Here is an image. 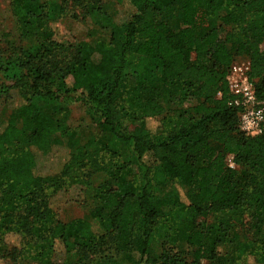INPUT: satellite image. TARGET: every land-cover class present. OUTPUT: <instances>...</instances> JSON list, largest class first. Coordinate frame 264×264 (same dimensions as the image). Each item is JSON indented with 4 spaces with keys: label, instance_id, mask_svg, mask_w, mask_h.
<instances>
[{
    "label": "trees",
    "instance_id": "obj_1",
    "mask_svg": "<svg viewBox=\"0 0 264 264\" xmlns=\"http://www.w3.org/2000/svg\"><path fill=\"white\" fill-rule=\"evenodd\" d=\"M9 1L18 37L41 41L0 50V100L15 92L23 102L0 124V260L82 264L113 251L132 264H223L227 256L231 264H264V123L255 137L239 130L227 85L243 57L264 103V0H118L131 7L129 19L110 24L107 40L80 42L73 52L54 39L46 5ZM71 3L87 15L98 10L93 0ZM68 101L111 142L67 146L58 172L36 174V153L64 145L50 138L70 133ZM168 102L179 111L167 115ZM95 174H103L97 185ZM167 184L177 195L162 205L154 193ZM70 190L80 205L88 195L98 202L89 217L102 221L103 235L86 217L58 220L54 201ZM208 210L228 219L204 228ZM245 214L254 220L253 239L237 229ZM9 236L19 246H8Z\"/></svg>",
    "mask_w": 264,
    "mask_h": 264
},
{
    "label": "rangeland",
    "instance_id": "obj_2",
    "mask_svg": "<svg viewBox=\"0 0 264 264\" xmlns=\"http://www.w3.org/2000/svg\"><path fill=\"white\" fill-rule=\"evenodd\" d=\"M39 1L50 10V18L47 26L53 31L54 39L67 46L70 52H73L75 46L80 42L93 45L99 40H107L109 37V25L125 23L132 13V9L127 3L119 4L118 0H93L96 1L98 10L92 15H87L85 11L74 7L71 0ZM169 25L173 30L179 28L177 19L171 20ZM225 29L230 33L234 31L231 27ZM40 41V39L24 40L18 37L16 19L11 12L10 1L0 0V50L7 52L11 51L13 47L18 50H25L33 45L39 44ZM237 60L239 63H247L243 57ZM22 104L23 102L17 97L15 92H12V98L6 104L3 100H0V124L6 119L8 112ZM64 106L67 108L70 116L68 123L70 133L66 136L56 133L50 138L49 144L61 142L64 145L51 148V150L48 145L43 154L36 153V174L51 175L58 172L62 164L69 158L67 146L71 149H76L92 140L102 143L111 142V136L85 113L84 108L79 103L68 101L64 103ZM179 109L173 103L168 102L165 105V113L167 115H173ZM146 124L150 131H154L157 126L152 120H147ZM120 158L128 161L131 159V154L128 150H123ZM226 164L230 169L237 170L231 156L226 157ZM102 180L103 174H95L91 182L97 185ZM179 194L181 195V201L184 202L185 199L182 192ZM176 195V186L167 184L155 191L154 200L162 203V205H166L170 204ZM78 197V193L72 190L57 195L54 205H58L59 207L58 220L62 223H67L74 219L86 217L89 219L91 231L95 235H103L104 229L102 221L89 217L91 209L99 206L98 202L91 195H88L86 196L85 204L80 205V198ZM227 219L228 217L225 213H213L211 210H208L199 222L204 228H209L213 223ZM253 223L254 220L249 217V214H245L241 220V227H237V229L247 238L253 239L255 237V232L252 229ZM6 243L10 247L19 246V240L13 236L7 237ZM181 248L184 250L187 259H189V253L183 242L181 243ZM225 250L227 253L230 252L227 248ZM135 259L136 256H134ZM8 260V256L5 254L3 259L0 260V264H10ZM70 262L79 264L76 258H71ZM100 262L107 264H132V260L126 261L125 257L113 251L106 252L104 255L82 264H100ZM223 264H231V259L227 256L224 258Z\"/></svg>",
    "mask_w": 264,
    "mask_h": 264
},
{
    "label": "built area",
    "instance_id": "obj_3",
    "mask_svg": "<svg viewBox=\"0 0 264 264\" xmlns=\"http://www.w3.org/2000/svg\"><path fill=\"white\" fill-rule=\"evenodd\" d=\"M247 63L231 65L227 85L231 95L235 97L233 105L239 109V130L249 137L261 134L264 123V103L257 100L254 85L248 77Z\"/></svg>",
    "mask_w": 264,
    "mask_h": 264
}]
</instances>
